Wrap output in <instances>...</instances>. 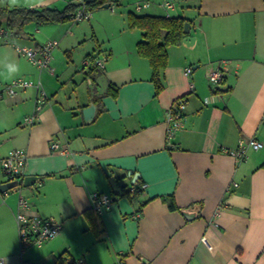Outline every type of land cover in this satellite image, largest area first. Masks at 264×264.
<instances>
[{
  "label": "crops",
  "instance_id": "0c3cea01",
  "mask_svg": "<svg viewBox=\"0 0 264 264\" xmlns=\"http://www.w3.org/2000/svg\"><path fill=\"white\" fill-rule=\"evenodd\" d=\"M133 1L150 7L144 14L129 11ZM166 1H173V10L162 7ZM78 2L17 0L9 6L0 0V8L63 10ZM108 10H94L84 26L28 23L0 38V90L16 79L41 84L0 97V158L15 149L27 152L26 177L40 180L23 186L21 196L31 214L62 224L57 238L21 253L15 219L20 193L0 191V259L264 264V146L251 149L242 163L228 153L242 139L264 145V0H120ZM131 13L183 17L191 25L186 37L196 38L192 48H168L160 94L151 65L137 51L144 33L128 28ZM0 27L7 28L4 20ZM48 41L59 43L54 74L16 49ZM92 57L107 58L103 71L84 68ZM216 68L224 73L217 90L207 80ZM111 85L116 96L108 93ZM40 91L48 101L36 123L27 125ZM181 97L187 103L184 127L168 141L167 111ZM91 104L96 112L87 122L84 110ZM5 180L0 169V182ZM142 184L143 193L126 194ZM94 193L116 198L111 210L97 214ZM166 197L179 209L171 210Z\"/></svg>",
  "mask_w": 264,
  "mask_h": 264
},
{
  "label": "built area",
  "instance_id": "2783aa9c",
  "mask_svg": "<svg viewBox=\"0 0 264 264\" xmlns=\"http://www.w3.org/2000/svg\"><path fill=\"white\" fill-rule=\"evenodd\" d=\"M87 0H79V8L72 19L74 23H80L91 18V11H88ZM110 7L116 8L115 4H111ZM150 7L149 1H138L135 4V11L137 13H142ZM162 7L166 10H173L175 5L173 1H166L162 4ZM13 35L12 31L7 28L0 27V38L7 39L9 36ZM59 46L57 41H48L39 47H27V46H17V52L27 58L34 66L40 69H47L51 74H54L55 70L52 68L53 53ZM107 58H95L86 59L83 63L84 68L89 66H95L100 70H104L106 66ZM193 70L192 68H187L185 71L186 76H191ZM207 80L211 87L217 90L224 82V73L221 69L216 68L209 70L207 74ZM41 86L40 83H34L33 81L25 79H16L10 84L6 85L3 90H0V97L4 95L15 97L18 91ZM48 101L47 95L44 91H40L36 108L35 116H30L26 118L25 124L33 125L36 123L38 114L43 110L44 106ZM208 104V101H205ZM187 108V103L185 99H177L175 103L167 111V139L171 141L176 133L183 129L185 112ZM263 143L257 139L240 140L239 145L236 149L229 151L231 155L238 163H242L247 160L249 151L260 150L263 148ZM51 149L56 151L59 149V144L54 142L51 144ZM28 154L23 149L12 150L6 157L0 158V169L3 171L6 178L5 182L1 183H12L16 182V186L11 190L5 191L3 194L8 196L10 192H19L20 198L17 205V211L15 214V219L18 226L19 232V243L21 253L32 247H41L44 243L57 238L62 231V224L57 221L54 217L42 218L37 215L31 214L32 205L26 198L21 196V191L23 188L24 179L26 177L27 164H28ZM147 188L146 184L140 186H134L129 188L126 192L129 196H135L137 194L143 193ZM116 198L111 195L104 193H94L92 195L93 210L97 214H103L105 211L111 210L114 205ZM140 217V215H138ZM0 264H6L4 259H0ZM22 264H31L29 261H23ZM66 264H84L83 260H70L66 261ZM117 264H124L121 261Z\"/></svg>",
  "mask_w": 264,
  "mask_h": 264
},
{
  "label": "trees",
  "instance_id": "16d2710c",
  "mask_svg": "<svg viewBox=\"0 0 264 264\" xmlns=\"http://www.w3.org/2000/svg\"><path fill=\"white\" fill-rule=\"evenodd\" d=\"M113 4L111 0H87L88 11L93 12L96 8H101L105 4ZM79 5L70 3L65 9L58 10L53 8H0V20H4L9 31L18 30L25 24L36 23L38 25L65 24L72 22ZM18 21L19 25L14 23ZM17 23V22H16ZM74 23V22H73ZM187 20L183 17H161L150 15H137L131 13L128 20L130 30L138 29L144 33V40L137 46L138 54L148 60L152 67V81L156 87V93L160 94L164 90L162 74L169 64L168 48L181 46L186 37L185 25ZM15 32V31H14ZM89 59H95L94 57ZM94 70L98 69L93 67ZM113 96H116L118 88L111 85L109 88ZM181 97L179 99H185ZM127 194V192H126ZM164 201L168 203L171 210H178V206L173 197H166ZM92 228H95L94 220L91 221Z\"/></svg>",
  "mask_w": 264,
  "mask_h": 264
},
{
  "label": "water",
  "instance_id": "95a60500",
  "mask_svg": "<svg viewBox=\"0 0 264 264\" xmlns=\"http://www.w3.org/2000/svg\"><path fill=\"white\" fill-rule=\"evenodd\" d=\"M110 5L111 4H109V3L105 4L103 6V8L108 9V8H110ZM185 33H186V35H190V33H191V25H190V23H186V25H185ZM195 41H196L195 37H186L183 40V45H185L188 48H192V44H194ZM95 112H96L95 104H91L89 107H87L84 110V115H85V119H86L87 122H91L92 121V119L95 116ZM39 180H40V177H35V176L25 177L23 186L24 187L32 186L33 184H35ZM15 186H16V182L2 184V185H0V191L1 192L8 191V190H11L12 188H14Z\"/></svg>",
  "mask_w": 264,
  "mask_h": 264
},
{
  "label": "rangeland",
  "instance_id": "374dc122",
  "mask_svg": "<svg viewBox=\"0 0 264 264\" xmlns=\"http://www.w3.org/2000/svg\"><path fill=\"white\" fill-rule=\"evenodd\" d=\"M111 1H113V4H115V5H118V1H120V0H111ZM132 5L130 6V5H127L128 7H129V11H133V12H135V1H133L132 3H131ZM120 7V6H119ZM99 8H96L95 10H98ZM105 11V10H104ZM107 11H109L108 9H107ZM144 12L145 11H143L142 13H140V14H144ZM85 22H83L82 24H80V25H85L84 24ZM27 25H29V24H27ZM43 25H41V27H42ZM26 27V26H25ZM24 27V28H25ZM31 28H34V26H32ZM17 31H19V30H17ZM34 35H35V33H33ZM76 55H77V53L75 54V57H76ZM72 61H75V59H73ZM81 63V62H80ZM80 75V74H79ZM80 77H82L81 75H80ZM83 78V77H82ZM81 78V79H82ZM84 82V81H83ZM213 88V87H212ZM214 89V88H213Z\"/></svg>",
  "mask_w": 264,
  "mask_h": 264
},
{
  "label": "clouds",
  "instance_id": "9594fccd",
  "mask_svg": "<svg viewBox=\"0 0 264 264\" xmlns=\"http://www.w3.org/2000/svg\"><path fill=\"white\" fill-rule=\"evenodd\" d=\"M7 4L9 5V6H14V5H16L17 4V0H7ZM12 71H15L16 69H11Z\"/></svg>",
  "mask_w": 264,
  "mask_h": 264
}]
</instances>
